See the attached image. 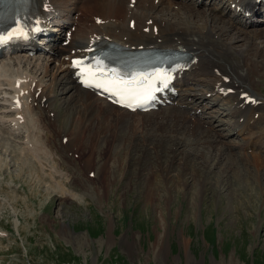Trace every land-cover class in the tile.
I'll use <instances>...</instances> for the list:
<instances>
[{
  "label": "rangeland",
  "instance_id": "obj_1",
  "mask_svg": "<svg viewBox=\"0 0 264 264\" xmlns=\"http://www.w3.org/2000/svg\"><path fill=\"white\" fill-rule=\"evenodd\" d=\"M260 33L259 43L264 42ZM34 64L23 67L44 75L43 67L37 71ZM257 70L264 74V66ZM257 79L254 90L263 96L264 76ZM66 86L56 85L54 104L44 111L49 122L40 130L45 138L37 155L23 148L24 127L23 134L12 136L0 124V264H264V177L241 189L246 183L236 177V164L224 175L226 154L236 155L229 151L230 136L220 137L218 129L210 131L202 122L218 138L214 147L207 146L212 141L205 136L196 143L191 134L177 138L153 124L162 110L151 114L150 123L146 115L101 108L84 120L79 110L89 107L71 100ZM187 87L204 91L197 81ZM221 102L213 109H223ZM65 119L67 132L61 127ZM102 134L108 139H100ZM221 147L225 156L216 164L213 156ZM253 148L245 150L251 159ZM248 165L256 177L255 167H242Z\"/></svg>",
  "mask_w": 264,
  "mask_h": 264
},
{
  "label": "bare ground",
  "instance_id": "obj_2",
  "mask_svg": "<svg viewBox=\"0 0 264 264\" xmlns=\"http://www.w3.org/2000/svg\"><path fill=\"white\" fill-rule=\"evenodd\" d=\"M16 1L17 4L20 2L23 7L25 6L27 24L29 22L47 24L49 21V25L54 23L55 26L52 30L56 31L52 36V41L46 44L42 55L40 52L36 53L38 55L30 57L31 47L21 45V50L18 51L19 55H11L7 57L8 59L5 58L6 60H0V124L12 136L24 127L25 143L22 144L29 153L37 155L40 150V147L38 149L39 140L45 136H41L42 134L39 135V133H41L42 126L48 127L49 122V115L46 116L44 113L49 111L51 105L54 104V89L58 84L67 85L63 91L71 92V100L75 101L76 98L85 107L87 106L86 109L89 107L88 111L84 113H80L79 110V114L83 116L84 120H92L96 108H101V111L105 113H114L118 110L122 114L146 115L149 118V123L150 119L155 117L151 114L158 113L155 110L147 113L130 112L96 96L91 90L83 88L78 83L79 77L72 70L74 62L72 57L91 54L100 42H112L126 47L127 50L171 48L184 50L193 56L176 66L175 74L183 73L178 80L179 84L185 86L196 80L200 82L201 89L204 91L193 92V87L186 88L177 96V105L169 107L171 109H161L162 113L158 114L161 119L157 116L153 119V124H159L160 127L167 130L166 133H173L177 138L185 133L191 134L195 143L205 136L206 140L212 141L207 145L209 148L214 147L218 141V138L210 131L218 129L217 132L215 131L218 136H230L231 139L228 140V143L231 149L229 151H234L236 154L235 159L229 154L225 156L223 150L226 148L221 147L222 149L216 156H213L216 164H219L224 156L228 160L223 169L224 175L228 174L231 165L233 167L236 164L239 169V174L237 175L236 172V177H239L243 184L246 183L245 186H240L241 189L255 186L254 182L257 183L258 178L261 180L264 177V97L255 92V86L252 83L258 81L257 77L264 76L258 70L256 72L258 66H264V58H260L264 54V47H260V45L261 43L264 45V42H257V39L261 38V29L264 31V26L258 28L257 25L264 23V18L258 19L260 23L258 21L244 22L238 11L231 7L233 2L242 4L249 3V0H231L228 8L220 5V7L207 9V12L197 8L198 0ZM216 2V0L202 1L203 4L209 3V5L217 4ZM173 6H179L180 10L176 12L172 9ZM262 7H264V2L260 4L259 11L263 9ZM76 12L78 13L74 16ZM225 15H229V18ZM181 16L183 18H180ZM131 21L134 22V27L130 26ZM69 23L76 27L71 30V39L62 44V41L66 39L63 38L62 29ZM244 41L247 43L244 44ZM253 48H255L254 50L258 49L256 54L253 53ZM29 61H35L34 65H36L37 71L43 67L44 75L38 76L32 73L35 71L24 69L23 63L25 65ZM53 61H57V64L52 69L50 65ZM46 76H50L49 82L46 81ZM252 77L254 79L251 80ZM204 78L208 79L209 83H206ZM242 94H244L243 97ZM15 98L20 99V105L14 102ZM221 100H226V102H221ZM220 102L223 103L221 104L223 109H213ZM68 106L70 107V105ZM18 114H21V117ZM69 115L71 116V114ZM112 115L110 117L113 119ZM59 116L60 112L56 117ZM120 121L124 120L120 119ZM202 122L208 123L207 125L213 130L204 129ZM172 124L174 127L170 128ZM62 125L64 131L68 130L69 120L65 119ZM192 126L196 128L191 130ZM76 129L80 130L81 127L77 126ZM225 130L226 133H224ZM198 131L200 134L197 133ZM246 131H251L249 136H245ZM240 136H242V141L238 142L235 138ZM102 137L108 139L107 134H102L100 139ZM165 137L168 135L166 134ZM223 142L225 143V141ZM252 147H254L253 151L251 150L252 153L256 152L253 159L247 155L249 152L245 153V150L250 151L249 148ZM207 155L205 156L207 157ZM207 158L209 159V155ZM248 163L256 168L254 169L257 171L256 177L249 165L246 170L242 167ZM215 167L217 166L214 165ZM228 176L227 179H229ZM249 178H255V181L249 180ZM242 183L240 182V184ZM218 190L220 189L216 186V192ZM218 194L221 195L222 192ZM152 198L154 200V197Z\"/></svg>",
  "mask_w": 264,
  "mask_h": 264
},
{
  "label": "snow or ice",
  "instance_id": "obj_3",
  "mask_svg": "<svg viewBox=\"0 0 264 264\" xmlns=\"http://www.w3.org/2000/svg\"><path fill=\"white\" fill-rule=\"evenodd\" d=\"M23 35L20 28L13 29L8 37H0V40L10 38L14 35ZM92 62H86L85 59H77L73 66L79 69L78 75L83 77L82 82L85 86L99 88L109 94L119 97L118 103H125L126 106L133 104L140 105L152 99L154 81L159 80L162 84L167 83V73L157 70L153 73H121L115 68H105L104 62L98 58H93ZM105 72L110 75H105ZM152 78V83H149Z\"/></svg>",
  "mask_w": 264,
  "mask_h": 264
}]
</instances>
